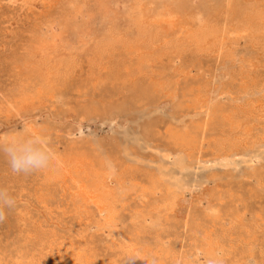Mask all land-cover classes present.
<instances>
[{
	"label": "rangeland",
	"instance_id": "obj_1",
	"mask_svg": "<svg viewBox=\"0 0 264 264\" xmlns=\"http://www.w3.org/2000/svg\"><path fill=\"white\" fill-rule=\"evenodd\" d=\"M99 1L86 0L78 8L81 13L73 9L74 17L67 15L69 22L43 29L51 49L35 53L31 62L37 64L27 62L30 55L24 48L29 29L39 24L37 10L17 6L13 10L6 1L0 2V138L38 141L57 175L48 180L46 172L13 174L6 154L0 152V188L16 200L0 222V258L26 256L32 258L30 264H263L264 149L252 147L264 126V115L258 113L264 108L263 52H252L247 34L229 48L230 58L213 54L209 34L230 23L231 17L222 12L206 26L213 30L206 32L204 51L186 36L188 43L184 38V45L169 46L162 57L155 50L153 57L159 53L160 59L151 54L155 61L149 59L145 74L134 70L143 53L135 56L133 49L134 54L106 51L112 54L105 63L103 52L95 62L94 46L107 35L110 23L132 35L141 19L136 8L129 10L132 0ZM136 2L141 6L148 0ZM193 11L189 13L201 15ZM73 63L78 69L69 76ZM38 64L40 69L35 68ZM56 74L65 76L66 82L41 91L37 81ZM161 76L168 79V86L157 82ZM140 83L148 85L146 96H141ZM237 110L247 113L238 118ZM237 140L246 141L247 148L229 149ZM72 155L93 164L98 159L110 162L115 174L104 184L111 201H117L115 207L103 206L104 213H99L94 204L85 208L75 201V186L90 171L83 167L79 173L69 163ZM179 160H186L187 167L180 169ZM161 168L169 179L154 182ZM90 174H95L92 169Z\"/></svg>",
	"mask_w": 264,
	"mask_h": 264
},
{
	"label": "bare ground",
	"instance_id": "obj_2",
	"mask_svg": "<svg viewBox=\"0 0 264 264\" xmlns=\"http://www.w3.org/2000/svg\"><path fill=\"white\" fill-rule=\"evenodd\" d=\"M1 1H6L7 4L9 5V7H11L13 10L16 8H18V10H22V8H28L29 9H33V10H37V13L39 15L38 19H39V24L36 25L35 28H31L29 29V39H28V43L25 46L24 43V48H27V53L30 55L28 56V58L26 59L27 62L32 63V64H37L38 61L36 63L31 62L32 58H34L35 53L37 52H49L50 53V49H51V43L48 41V34L47 32H45L43 29L46 28L45 30L51 29L53 24L55 22L58 23H62L63 25L68 21V18L70 16H67L69 14L72 15V10L74 9L75 14L78 12V8L81 9L80 5L83 6V2H85L86 0H1ZM0 1V2H1ZM99 1V0H98ZM104 1V0H103ZM108 1V0H107ZM130 1V0H129ZM133 4L130 8V6L128 8H130L129 10H131V12L136 8V17H138L140 15L141 19L139 22V19L137 20V28L136 32L132 35H130V33H124L121 28H119L118 26H116V24H112L110 23L109 27H106L109 31L105 32L107 33V35L105 33H103L102 35L105 34V36L103 37V40L97 45L94 46L95 47V52L96 55L94 56V58H92L91 60H94L95 62L97 60H99V58L101 56H104L105 54H102L103 52L106 53V51L108 52H112V53H117V50H123L125 51V54L128 53H133L131 52V50H134L135 56H140V53H143L142 58L139 60L135 66V71L138 72V74L142 73L143 71L145 72L146 70H144L145 66L149 65V59H153V58H157L158 56L161 57L164 53V51H167L166 49L171 46V45H176V46H181L184 45V38L187 37L186 36H190L191 37V43L193 45V47L195 46V48L198 50H202L206 44H204V39L207 36V30L210 29L207 27L206 30V26H210L209 23H214V21L217 20L218 16H220V13L224 12L226 13L227 16L231 17L230 18V23L225 25H229V27L226 26V28H224L222 26V30L219 32H214L211 31V33L209 34V36L211 37L212 41V51L213 54H215L216 56H220V54H224L226 53V56H224L225 58H228L229 55L227 56V54L229 52H227L229 50V48H231V46L237 42L238 39L244 37L245 35H249L250 36V42L252 43V47H254V49L252 50L253 53H260L263 52L264 55V0H148V2L142 4L141 6L137 5L138 2H136L137 0H132ZM100 2V1H99ZM127 2V0H126ZM3 3V2H2ZM101 3V2H100ZM99 3V4H100ZM105 3V2H104ZM110 2H108L109 4ZM141 3V2H140ZM128 4V3H127ZM86 5V4H85ZM202 5L203 9H198V6ZM125 6V5H124ZM136 6H139L138 8ZM123 7V6H122ZM142 7V8H141ZM250 7L256 8L257 11L251 12L250 11ZM106 9V7H104ZM126 8V7H125ZM11 9V10H12ZM104 9V10H105ZM112 9V8H111ZM140 9H142V11H140ZM194 10H197L198 13H201V15H196V14H192L189 12H194ZM228 9V10H226ZM17 10V11H18ZM114 10V9H113ZM125 10V9H124ZM9 11V9H8ZM16 11V12H17ZM30 11V10H29ZM106 11V10H105ZM111 11V10H110ZM120 11V10H119ZM117 11V12H119ZM126 11V10H125ZM141 12V13H137ZM150 11H154V14L151 15ZM254 11V9H253ZM116 12V11H115ZM127 12V11H126ZM22 13V12H21ZM81 13V12H78ZM120 13H123L120 12ZM130 13V12H129ZM203 13V14H202ZM115 14V13H113ZM139 14V15H138ZM32 15V14H31ZM74 15V14H73ZM72 15V16H73ZM105 15V14H104ZM122 14H120L121 16ZM191 15V16H189ZM10 16V14H9ZM115 16V15H114ZM124 16V15H122ZM133 16V15H131ZM222 16V15H221ZM74 17V16H73ZM76 17V16H75ZM113 17V16H112ZM119 17V15L117 16ZM33 18V17H32ZM127 18H130L127 17ZM135 18V16H134ZM71 20V18H69ZM126 19V18H125ZM225 20V18H223ZM77 20V19H76ZM76 20L75 24H76ZM114 20V18H113ZM112 20V21H113ZM223 20V21H224ZM228 20V19H227ZM108 21V20H107ZM111 21V20H109ZM115 21V20H114ZM120 21V20H119ZM118 21V24L120 23ZM130 21V20H129ZM133 21V19H132ZM15 22V21H14ZM38 22V21H37ZM69 22V21H68ZM72 22V21H71ZM122 22V21H121ZM134 22V21H133ZM13 23V22H12ZM70 24V23H69ZM107 24V23H106ZM216 24V23H215ZM15 25V24H14ZM67 25V24H66ZM72 25V23H71ZM135 25V24H134ZM132 25V26H134ZM70 26V25H69ZM108 26V25H106ZM127 26V25H126ZM220 26V25H219ZM61 27V26H60ZM71 27V26H70ZM103 27H105V25H103ZM121 27V26H120ZM130 27V26H129ZM213 27V26H212ZM59 28V27H58ZM67 28V26H66ZM126 28V27H125ZM105 29V28H104ZM215 29V28H214ZM213 30V29H210ZM45 33H44V32ZM7 32V31H6ZM56 32V31H55ZM101 32V31H100ZM104 32V31H103ZM246 33V34H245ZM88 34V33H87ZM65 35V34H64ZM96 35V34H95ZM12 36V35H11ZM127 38H126V37ZM80 37H82L80 35ZM88 37V35H87ZM58 38V37H57ZM83 39H85L84 37H82ZM101 38V36H100ZM183 39L180 40L179 43L176 42L177 39ZM89 39V38H88ZM80 40V39H79ZM90 40V39H89ZM175 40V41H174ZM86 41V39H85ZM92 41V40H91ZM239 41V40H238ZM83 42V41H82ZM89 42V41H88ZM93 42V41H92ZM176 42V43H175ZM207 42V41H206ZM57 43V42H56ZM59 43V41H58ZM81 43V42H80ZM98 43V42H97ZM118 43V44H117ZM188 43V40H187ZM61 44V43H60ZM190 44V43H189ZM64 45V44H63ZM82 45V44H81ZM84 45V42H83ZM191 45V46H192ZM250 45V44H249ZM69 46V45H68ZM57 47V44H56ZM88 47V46H84ZM93 47V48H94ZM208 47V46H206ZM8 48V47H7ZM67 48V47H66ZM76 48V47H75ZM83 48V49H84ZM178 48V47H177ZM183 48V47H181ZM179 48V49H181ZM210 48V47H209ZM58 49V48H57ZM60 49V48H59ZM62 49V48H61ZM60 49V50H61ZM74 49V48H73ZM72 49V50H73ZM77 49V48H76ZM74 49V51L76 50ZM86 49V48H85ZM158 52H161L160 54L158 53V56L153 57V54H157L156 52L154 53V51L156 50ZM53 50V49H52ZM88 50V49H87ZM169 50V49H168ZM205 49H203L204 51ZM86 51V50H85ZM93 51V50H92ZM144 51V52H143ZM163 51V52H162ZM52 52V51H51ZM55 52V51H54ZM61 52V51H60ZM101 52V53H100ZM119 52V51H118ZM195 52V50H194ZM26 53V55H27ZM48 53V54H49ZM53 53V52H52ZM73 53V52H72ZM83 53V52H81ZM110 53V54H112ZM122 53V52H121ZM124 53V52H123ZM133 53V54H134ZM198 53V52H197ZM107 55H105L103 57V61L106 62V58L110 56V54L106 53ZM152 54V57H151ZM165 54V53H164ZM47 55V54H46ZM51 55V54H50ZM59 55V54H57ZM92 55V54H91ZM132 55V54H131ZM42 56V55H41ZM48 56V55H47ZM55 56V55H54ZM67 56V55H66ZM74 56V55H73ZM164 56V55H163ZM6 57V56H5ZM37 57V56H36ZM39 57V55H38ZM37 57V58H38ZM98 57V58H96ZM221 57V56H220ZM41 58V57H40ZM67 58V57H66ZM159 58V57H158ZM215 58V57H214ZM230 58V57H229ZM47 59V58H46ZM45 59V60H46ZM160 59V58H159ZM25 60V62H26ZM36 60V59H35ZM39 60V59H38ZM43 60V59H42ZM43 60V61H45ZM76 60V58H75ZM87 60V59H86ZM90 60V58H89ZM90 60V61H91ZM154 60V59H153ZM152 60V61H153ZM221 60V59H220ZM229 60V59H228ZM241 60V58H240ZM244 59L242 58L241 62H239V66L240 68L242 67V61ZM22 61V60H21ZM40 61V60H39ZM108 61V60H107ZM149 61V62H148ZM155 61V60H154ZM230 61V60H229ZM51 62V60H50ZM103 62V63H105ZM158 62V61H157ZM45 63V62H44ZM62 63V62H61ZM76 63V62H75ZM98 63V62H97ZM96 63V64H97ZM147 63V64H146ZM152 63V62H151ZM223 63V62H222ZM51 64V63H50ZM92 64V63H91ZM100 62L98 63V67H99ZM155 64V63H154ZM47 65V64H45ZM61 65V64H60ZM59 65V66H60ZM95 65V64H94ZM156 65V64H155ZM250 62L249 63H245V65H243L244 67L247 68V66H250ZM22 66V65H21ZM26 66V65H25ZM30 66V65H29ZM34 66V65H33ZM42 66V65H41ZM51 66V65H50ZM162 66V65H161ZM229 66V65H228ZM49 66L47 65V68ZM52 67V66H51ZM58 67V65H57ZM68 67V66H66ZM150 67V66H149ZM224 67V66H223ZM253 67V66H252ZM34 69V67H32ZM35 68H41L39 67V64L37 66H35ZM53 68V67H52ZM62 70V66L59 67ZM131 68V67H130ZM154 68V67H153ZM25 69H28L25 68ZM38 69V70H39ZM51 69V68H50ZM55 69V68H54ZM58 69V68H57ZM66 69V68H65ZM68 69V68H67ZM78 69L77 65L73 63V65L68 69L67 73L69 74V76L71 74H75L76 70ZM80 69V68H79ZM103 69V68H102ZM152 69V68H149ZM230 70V69H229ZM242 70V69H241ZM19 71V70H18ZM30 71V70H29ZM33 72L35 71L32 70ZM31 71V73H32ZM37 71V70H36ZM56 71V70H55ZM54 71V72H55ZM148 71V70H147ZM152 71V70H150ZM20 72V71H19ZM49 72V71H48ZM57 72V71H56ZM143 72V73H144ZM154 72V71H153ZM249 72V71H248ZM63 73V72H62ZM61 73V74H62ZM66 73V74H67ZM240 73H242L240 71ZM23 74V73H22ZM25 74V73H24ZM33 74V73H32ZM60 74V73H58ZM56 74V76H54V78H43L40 82L37 81V84H39L40 90H46V91H50V90H55L57 87L61 86L64 84V82H66L67 78H65V76L63 75H58ZM132 74V73H131ZM137 74V75H138ZM145 74V73H144ZM150 73L148 72L147 75H149ZM239 74V73H238ZM246 74V73H245ZM244 74V75H245ZM27 75V73H26ZM55 75V74H54ZM58 75V76H57ZM136 75V76H137ZM163 75V74H162ZM19 76V75H18ZM22 76V75H21ZM30 76V75H27ZM131 76V75H130ZM144 76V75H143ZM142 76V77H143ZM34 77V75H33ZM32 77V78H33ZM45 77V76H44ZM92 77V76H91ZM249 77V76H248ZM30 78V77H29ZM30 78V79H32ZM40 78V77H39ZM38 78V79H39ZM49 78V79H48ZM150 78V77H149ZM158 78V77H157ZM155 79V78H154ZM161 79V80H160ZM160 81H157L159 84H161V86H168V82L166 80V77L161 76L160 77ZM251 79V78H249ZM34 80V78L32 79V81ZM40 80V79H39ZM158 80V79H157ZM166 80V81H165ZM22 81V80H21ZM132 81V80H131ZM243 81V80H242ZM36 82V81H35ZM161 82V83H160ZM264 82V81H263ZM27 85V82H25ZM165 85H164V84ZM24 84V82H23ZM33 84V83H32ZM35 84V83H34ZM141 85V96H146V92H148L149 88L147 84H143L140 83ZM262 84V83H261ZM31 85V84H30ZM66 85V84H65ZM263 85V84H262ZM17 86V85H16ZM34 86V85H33ZM158 86V85H157ZM156 86V87H157ZM253 86V85H252ZM38 87V89H39ZM211 87V86H209ZM256 87V86H255ZM260 87V86H259ZM37 89V88H36ZM259 89V88H258ZM243 90V89H242ZM42 91V90H41ZM244 91V90H243ZM247 91V90H246ZM17 92V91H15ZM237 92V91H236ZM20 93V91H19ZM41 93V92H39ZM263 93V92H261ZM52 94V93H51ZM50 94V95H51ZM230 94V93H229ZM244 95V94H243ZM48 96V95H47ZM225 96V95H224ZM231 96V95H230ZM241 96V94H240ZM39 98V97H38ZM211 98V97H209ZM235 99V98H234ZM56 100V99H55ZM210 100V99H209ZM237 101L239 102V99H237ZM242 101V100H241ZM251 101V100H250ZM230 102V101H229ZM249 102V101H248ZM256 102V101H255ZM209 103V102H208ZM207 103V104H208ZM237 103V102H236ZM264 103V102H263ZM241 104V103H239ZM209 107V104H208ZM211 107V106H210ZM242 107V106H240ZM46 108V107H45ZM239 108V107H237ZM200 109V108H199ZM202 109V107H201ZM208 110H210L208 108ZM242 110V108H241ZM241 110H239L240 112L235 113L237 115V117H242L244 116L246 110H244V112H241ZM202 111V110H201ZM254 112V111H253ZM260 112V115H264V108H262L260 111L258 110V113ZM247 113V112H246ZM66 114V113H65ZM248 114L250 115V113L248 112ZM255 114V112L253 113ZM47 115V114H46ZM210 115V114H209ZM257 115V114H256ZM208 116V115H207ZM247 116V114H246ZM255 116V115H254ZM235 117V116H234ZM253 117V116H251ZM258 117V115H257ZM254 118V117H253ZM256 118V117H255ZM261 118V117H260ZM64 119V118H63ZM264 121V120H263ZM207 122V121H206ZM239 122V120H238ZM240 123V122H239ZM254 123V122H252ZM251 123V125H252ZM236 124V123H235ZM249 124V123H248ZM259 124V123H258ZM264 124V123H262ZM224 125V124H223ZM232 125V124H231ZM237 125V124H236ZM261 124H259L260 126ZM59 126V125H58ZM225 126V125H224ZM227 126V125H226ZM254 126H256L254 124ZM262 128H260V137L258 139V137H256V141H252V147H257L258 149L262 150L264 149V126L261 125ZM249 127V126H248ZM246 126V128H248ZM257 127V126H256ZM255 129V128H253ZM250 130V128H249ZM248 130V131H249ZM257 131V130H256ZM246 132V129H245ZM244 132V133H245ZM252 132V130H251ZM249 131V133H251ZM67 133V132H66ZM258 133V132H257ZM254 134H256L254 132ZM22 136V135H21ZM227 137V136H226ZM246 137V136H245ZM239 138V137H238ZM241 138V137H240ZM239 138V139H240ZM247 138V137H246ZM220 139V138H219ZM235 139V138H234ZM237 139V138H236ZM235 139V140H236ZM244 140V139H243ZM243 140H237L234 141V143L231 144L229 149L232 150H236L238 149V147L240 145H242L243 147L247 148L244 144L246 143V141ZM222 143V142H221ZM247 145V144H246ZM224 146V145H222ZM241 146V147H242ZM225 147V146H224ZM199 148V147H198ZM197 148V149H198ZM211 148V147H210ZM244 148V150H245ZM46 149V148H45ZM224 149V148H223ZM222 149V150H223ZM252 149V148H251ZM250 149V150H251ZM254 149V148H253ZM252 149V150H253ZM257 149V150H258ZM256 150V149H255ZM249 151V150H248ZM254 151V150H253ZM241 152V151H240ZM244 152V151H242ZM252 152V151H250ZM262 153V152H261ZM244 154V153H243ZM73 156V155H72ZM93 157V156H90ZM169 156H167L166 159H168ZM94 158V157H93ZM96 158V157H95ZM257 158V157H256ZM73 161H70V164H74L75 168L77 169V171L79 173H81V170L83 167L89 169L90 173H91V169L94 171L95 174L90 175H85L86 177H82V179H79V181L77 182V185L75 186V192H74V197H75V201H78L80 203V205L82 207H90V205L94 204L96 206L97 212L99 211V213L103 212V206L109 207L108 209H112L113 207H115V203H117V201L114 203L111 201V199L108 195V193H110V190L107 188V186L104 184L105 182H107V179L110 177V175H112L113 173L115 174V171L112 169V167L106 162V160L104 159H98L96 161L95 164L91 163L90 160L85 159L84 157L82 158V156H73ZM71 159V160H72ZM92 159V158H90ZM68 160V159H67ZM64 160V161H67ZM93 160V159H92ZM224 160V159H223ZM226 160V159H225ZM166 161V160H165ZM179 168L180 169H184L187 167L186 160H179ZM228 164V163H226ZM166 165V164H165ZM53 167L50 168L47 172H46V178H48V180L50 179H55V177L57 175H54L53 172ZM86 169V170H87ZM164 168L159 169L157 173V177L154 179V182H158L159 179H161V177L165 180H168L169 177H166L167 175H169V173H167L165 170L163 171ZM57 170V169H56ZM63 170V169H62ZM85 170V169H84ZM112 170V171H110ZM88 171V172H89ZM86 172V171H85ZM57 173V172H56ZM93 173V172H92ZM45 174V173H44ZM87 174V173H85ZM161 175V176H160ZM61 176V175H60ZM119 177V176H118ZM47 180V181H48ZM49 182V181H48ZM74 182V181H73ZM113 182V181H112ZM167 182V181H166ZM102 184V185H101ZM155 184V183H154ZM60 186V185H59ZM122 187V185H120ZM116 187V186H115ZM117 188V187H116ZM119 189V188H118ZM156 189V188H155ZM63 190V189H62ZM121 190V189H120ZM123 190V188H122ZM121 190V191H122ZM118 191V192H121ZM129 191V190H128ZM116 192V191H115ZM170 192V191H169ZM171 193V192H170ZM118 194V193H117ZM123 194L124 190H123ZM178 194V193H177ZM182 194V192H181ZM113 195V194H112ZM171 195V194H170ZM111 196V195H110ZM117 196V195H116ZM120 196V195H119ZM122 196V193H121ZM181 197V196H180ZM114 199H116V197H114ZM123 199V198H122ZM73 200V199H71ZM117 200V199H116ZM119 200V199H118ZM173 200V199H172ZM120 201V200H119ZM118 201V202H119ZM105 202H107V205L105 204ZM170 203V202H169ZM74 205V204H73ZM77 206V205H76ZM79 206V205H78ZM77 206V207H78ZM163 207V206H161ZM60 208V207H59ZM90 209V208H89ZM88 209V210H89ZM87 211V210H85ZM106 211V210H105ZM110 211V210H109ZM89 213V212H88ZM86 213V214H88ZM91 213V212H90ZM104 213V212H103ZM80 214V213H79ZM108 214V213H107ZM90 215V214H89ZM109 215V214H108ZM83 216V215H82ZM101 216V215H100ZM88 217V216H87ZM111 217V216H110ZM106 218V217H105ZM107 219V218H106ZM88 221V219H86ZM90 220V219H89ZM255 220V219H254ZM261 220V219H260ZM259 220V222H260ZM96 221V220H95ZM102 221V220H101ZM53 222V221H52ZM264 222V221H263ZM90 223V222H89ZM108 224V223H107ZM227 225V224H226ZM259 225V224H258ZM235 226V225H234ZM237 226V225H236ZM239 226V225H238ZM257 226V225H256ZM70 227V226H69ZM89 227V226H87ZM86 227V228H87ZM104 227V226H103ZM253 227V226H252ZM258 228V227H256ZM255 228V229H256ZM81 229V228H80ZM79 229V230H80ZM78 230V232H79ZM227 231V230H226ZM248 231V230H247ZM245 231V232H247ZM82 232V231H81ZM213 232V231H212ZM255 232V231H254ZM84 233V230H83ZM248 233V232H247ZM249 235V234H247ZM246 235V238H247ZM252 235V234H251ZM83 237V236H82ZM223 237V236H222ZM251 237V236H250ZM87 238V237H86ZM209 238V237H208ZM217 238V237H216ZM224 238V237H223ZM245 238V239H246ZM243 239V237H242ZM250 239V238H249ZM237 241V240H236ZM218 242V241H217ZM239 242V240H238ZM245 242V241H244ZM215 243V242H214ZM242 244V243H241ZM221 246H223L221 244ZM131 247V246H130ZM218 249V248H217ZM79 250V249H78ZM130 250V249H129ZM204 250V249H203ZM211 250V249H210ZM221 250V249H220ZM134 251V250H133ZM198 251V250H197ZM223 251V249H222ZM135 253V252H134ZM31 254V253H30ZM57 254V253H56ZM213 254V252H212ZM5 255V254H4ZM16 255V254H15ZM60 255V254H58ZM145 255V254H144ZM148 255V254H147ZM147 255H145L147 257ZM69 256V253H68ZM214 256V257H213ZM217 256V255H216ZM252 256V255H251ZM71 257V256H70ZM84 257V256H83ZM61 258V257H60ZM250 258V257H249ZM32 258H27L25 257H19V258H14L10 260H4L2 258H0V264H30ZM40 259V258H39ZM59 259V258H58ZM68 259V258H67ZM70 259V258H69ZM131 259V258H130ZM212 259H215V254L212 255ZM218 259V258H217ZM253 259V256H252ZM61 260V259H60ZM77 260V257H76ZM141 260V259H140ZM219 260V259H218ZM39 261V260H38ZM56 261V260H55ZM63 261V260H62ZM69 261V260H68ZM81 261V260H80ZM254 261V260H253ZM256 261V260H255ZM48 262V261H47ZM51 262V261H50ZM54 262V260H53ZM73 262V261H72ZM71 264H74L72 263ZM183 262V261H182ZM185 262V261H184ZM190 262V261H188ZM215 262V261H214ZM219 262V261H218ZM36 263V262H35ZM82 263V262H81ZM135 263V261H134ZM258 263V262H256ZM255 263V264H256ZM34 264V263H33ZM39 264V263H38ZM48 264V263H47ZM53 264H62V262H55ZM87 264V262H86ZM140 264V263H139ZM177 264V263H176ZM185 264V263H184ZM215 264V263H214ZM238 264V263H237ZM260 264V263H259ZM264 264V263H263Z\"/></svg>",
	"mask_w": 264,
	"mask_h": 264
},
{
	"label": "clouds",
	"instance_id": "obj_3",
	"mask_svg": "<svg viewBox=\"0 0 264 264\" xmlns=\"http://www.w3.org/2000/svg\"><path fill=\"white\" fill-rule=\"evenodd\" d=\"M0 152L6 154L13 174H42L52 166L47 150L38 141L24 137L0 138ZM15 204L16 200L8 190L0 188V222L7 217L6 209L15 207Z\"/></svg>",
	"mask_w": 264,
	"mask_h": 264
}]
</instances>
